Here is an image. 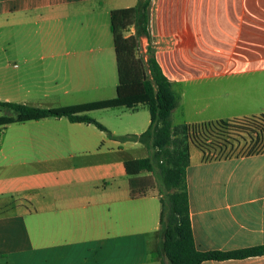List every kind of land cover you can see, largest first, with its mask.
Segmentation results:
<instances>
[{
  "label": "crops",
  "instance_id": "obj_1",
  "mask_svg": "<svg viewBox=\"0 0 264 264\" xmlns=\"http://www.w3.org/2000/svg\"><path fill=\"white\" fill-rule=\"evenodd\" d=\"M136 1L0 0V100L44 107L114 97L109 13ZM150 29L177 99L172 126L264 113V0H152ZM142 106L89 112L106 130L66 117L0 125V264H168L157 254L159 196L137 187L151 173L123 166L150 152L147 137L134 138L149 124ZM141 108L146 116L130 115ZM249 149L190 144L198 250L264 246V145ZM200 264H264V253Z\"/></svg>",
  "mask_w": 264,
  "mask_h": 264
},
{
  "label": "trees",
  "instance_id": "obj_2",
  "mask_svg": "<svg viewBox=\"0 0 264 264\" xmlns=\"http://www.w3.org/2000/svg\"><path fill=\"white\" fill-rule=\"evenodd\" d=\"M152 0H137L133 6L115 8L109 13L116 58L117 84L112 98L58 107H33L0 100V107L14 115H0V125L46 117H66L72 122L92 123L101 130L105 127L88 113L94 110L123 107L135 110L144 105L149 113L147 128L134 138L149 139L147 156L126 160L128 174L150 172L140 178V194L156 183L159 196V226L162 242L157 254L168 264H200L204 260L244 258L264 253V246L231 251H202L195 247L188 210L185 172L189 163V146L195 145L203 153L223 152L226 148L264 145V113L230 120L205 121L172 126L171 111L177 99L169 80L154 56L150 29ZM132 34L126 35L129 29ZM146 50L138 54L142 40ZM112 137V135L107 132Z\"/></svg>",
  "mask_w": 264,
  "mask_h": 264
},
{
  "label": "rangeland",
  "instance_id": "obj_3",
  "mask_svg": "<svg viewBox=\"0 0 264 264\" xmlns=\"http://www.w3.org/2000/svg\"><path fill=\"white\" fill-rule=\"evenodd\" d=\"M4 30H5V28L4 27H0V53H5V47H6V43H5V41H4V39H3V35H4ZM145 44H144V48L143 47H141V49H139L138 51H137V53L138 54H140V53H144L145 52V50H146V48H145V46H146V40H145V42H144ZM44 53H47V52H44ZM3 57V56H2ZM0 64H4V58H1V62H0ZM10 64H12V62L10 63ZM48 99H53V96H50ZM51 104H53V105H50V106H44L45 108H50V107H58V106H63V105H60L61 103L59 102V101H53V103H51ZM142 107H144V106H142ZM2 113H4V114H6V115H14V112L13 111H11V110H6V109H2V110H0ZM111 110H107V111H101V112H98V113H111L110 112ZM128 114H130L129 112H127ZM142 113L144 114V116H146V114H147V110H146V108H143V110H142V108L138 111V113L137 114H130V115H133L134 116V118H140L141 117V115H142ZM172 122H173V124H176L177 123V118L175 117V116H173V119H172ZM118 140H120L121 138H123V137H116ZM143 154L142 152H138L137 153V155L136 156H141V155ZM127 156H134V155H127ZM157 191V189H156V183H155V181H154V184H153V186L152 187H149L148 189H147V192H156Z\"/></svg>",
  "mask_w": 264,
  "mask_h": 264
}]
</instances>
